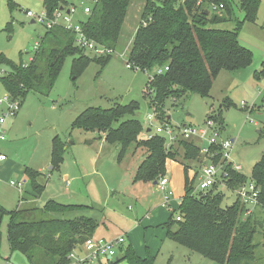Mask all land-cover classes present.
<instances>
[{"label":"trees","instance_id":"1","mask_svg":"<svg viewBox=\"0 0 264 264\" xmlns=\"http://www.w3.org/2000/svg\"><path fill=\"white\" fill-rule=\"evenodd\" d=\"M133 1L98 0L80 26L89 40L109 50L111 55L123 52L125 40L132 38L127 63L133 70L150 74L144 97L149 99L148 106L160 123L171 124L165 113L166 100L171 98L176 102L187 94L208 98L220 71L236 73L251 65L252 53L240 45L238 36L244 22L254 23L258 0L239 1L241 20L235 16L232 0H144L134 34L124 38L123 26ZM42 5L48 18H53L66 2L42 0ZM212 6L216 7L215 11L211 10ZM230 22L235 24L232 30L213 27ZM45 39L47 46L36 49L27 66L14 65L0 55V65L9 70L0 77V82L5 92L20 104L29 92L49 93L68 56L73 59L72 69L76 73L90 62L104 65L109 59L85 57L84 51L75 46L74 34L60 27L47 32ZM164 68L167 70L156 74ZM135 108V103L115 104L109 109L90 107L76 117L72 128L102 136L107 145L118 146V162L131 147L134 154L139 152L143 160L136 169L135 182H156L165 176L169 164L178 157L199 166L200 151L193 142L179 140L166 148L165 138L160 135L139 139L142 132L139 122L124 120ZM261 109L264 110V98ZM213 114L212 111L206 121H213L219 130L221 117ZM210 152L215 153V164L224 162L219 148L212 147ZM63 154L64 143L54 139L52 162H61ZM191 168L183 165L184 195L176 216L171 215L163 225L166 238L216 264H258L256 250L264 246V154L254 164L250 177L236 172L230 164L225 169L227 178L223 183L234 194L248 180L258 187V202L249 214L236 195L230 207L221 206L224 198L218 189L221 182L206 193L197 192L194 184L198 172L196 167L195 172ZM24 175L31 183L33 194L29 198L22 197L20 203L29 206H18L13 211L0 206V241L1 224L7 217L11 254L19 252L29 264H69V254L93 238L100 226L97 210L55 201L37 208L34 203L45 186L36 179L44 175L31 170H25ZM257 234L261 242L255 243ZM124 246L118 261H108V264H153L151 257L141 258L130 245Z\"/></svg>","mask_w":264,"mask_h":264},{"label":"rangeland","instance_id":"2","mask_svg":"<svg viewBox=\"0 0 264 264\" xmlns=\"http://www.w3.org/2000/svg\"><path fill=\"white\" fill-rule=\"evenodd\" d=\"M64 1L66 6L62 7V16L74 8L75 13L70 16L73 24L84 21V8H92L95 3L94 0ZM232 1L235 16L241 20L240 0ZM258 1L254 23L244 22L238 36L240 45L252 53L251 65L236 73L220 71L208 98L187 94L176 102L170 98L164 104L166 116L174 126L186 124L206 129L205 122L210 113L219 115L222 136L234 140L229 161L233 166H240L245 177H250L254 164L264 154V110L261 109L264 98V0ZM143 6L144 0L133 1L123 26L124 38L134 34ZM26 13H31L34 18H28ZM41 14H45L42 0H0V55L14 65H28L36 49L47 46L45 38L50 30L46 29V23L38 21ZM213 27L232 30L235 24L230 22ZM131 40H125L123 52L107 55L109 59L104 65L90 62L78 73L73 72V59L68 56L49 93L29 92L17 114L6 119L5 141L0 142V154L6 157L0 164V206L6 211L29 206L20 202L22 197L29 198L33 194L31 183L24 175L25 170H31L44 175L36 181L45 186L34 206L43 208L48 201H55L93 207L97 210L96 218L101 221L94 238L124 235L127 238L124 248L131 243L134 251L141 257H151L153 264H216L166 238L163 225L171 215L176 216L178 198L168 186L173 194L166 206V196L156 186L134 181L136 169L143 160L139 152L134 154L131 147L118 162V146L107 145L102 136L72 128L76 117L87 108L109 109L115 104L130 103H135L136 108L124 120L139 122L142 127L139 139L146 138L147 130L153 132L160 126L148 106L149 99L144 97L150 74L128 67ZM83 54L92 58L89 53ZM8 71L0 65V77ZM6 96L9 95L0 82V99ZM5 110L6 104H3L0 111L4 113ZM54 139L64 143L63 159L58 164L51 160ZM202 163L200 160L197 166L178 157L173 164L180 169L187 164L192 166L193 172L196 167L199 174ZM176 174L169 168L165 177L177 182ZM11 182L23 185L17 188ZM179 182L181 185V180ZM194 186L196 188L197 180ZM218 189L224 196L221 206L230 207L235 194L225 186ZM7 225L8 218L5 217L1 224L0 264H29L19 252L10 253ZM258 242L261 237L257 234L255 243ZM74 255L69 264H81L85 251L78 248ZM256 256L258 264H264L263 245L257 248ZM86 264L107 262L96 258Z\"/></svg>","mask_w":264,"mask_h":264},{"label":"built area","instance_id":"3","mask_svg":"<svg viewBox=\"0 0 264 264\" xmlns=\"http://www.w3.org/2000/svg\"><path fill=\"white\" fill-rule=\"evenodd\" d=\"M97 1L98 0H94L95 3ZM218 8L222 9V6H219ZM215 9L216 7H211L212 11H215ZM61 11L62 10L56 11L53 18H48L46 13L41 14V16L38 18V21L40 23H46V29L51 30L52 28L58 27L57 25H59V27L65 31L73 33L75 46L86 53L97 57L111 54L109 50L96 46L91 40L87 38V36L82 31L80 22L74 24L72 23L70 16L75 13L74 8L68 9L63 16ZM83 12L87 17L91 13V8L86 7L84 8ZM26 16L30 19L34 18L31 13H26ZM166 70V68L161 69L156 74H162ZM3 104H6V110L4 113L0 111V142L5 141L6 130L4 127L6 119L13 118L17 114L20 106L19 101L12 99L10 96L0 99V107L3 106ZM205 124H207V128L200 129L186 124H183L182 126H174L171 124L160 123V126L156 127L153 132L150 130L149 132H146V139H151L156 135L164 137L166 148L174 146L179 140L193 142L199 148L201 160L204 163H202V167L200 168L198 174L196 191L202 193H206L213 189L215 184L218 182L222 183L220 186H225L223 179L227 178L225 169L228 164H230L236 172L241 171L240 166H233L229 161V152L233 142L222 136L221 132H219L213 121H206ZM212 147H217L220 149L222 155L221 159L224 160V162L221 161L215 164L213 161L215 153L210 152ZM5 161L6 157L0 154V164ZM169 183L170 181L165 176L159 178L156 181V187L166 196L165 205H168V199L172 195L171 190L168 189ZM10 184L12 186H16L17 188H21L23 185L22 183L16 184L12 182ZM258 193V187L252 180H248L235 191V195L246 207L247 214H249L254 206L257 205ZM125 239L126 238L124 235H120L113 239H88L79 247L85 251L84 260L81 261V264H86L87 262L96 258H103L105 260H107L108 257L111 258V260L118 258L121 248L125 244ZM76 249H74L69 254V260L75 257L74 252Z\"/></svg>","mask_w":264,"mask_h":264},{"label":"crops","instance_id":"4","mask_svg":"<svg viewBox=\"0 0 264 264\" xmlns=\"http://www.w3.org/2000/svg\"><path fill=\"white\" fill-rule=\"evenodd\" d=\"M185 125V124H184ZM230 140H232V142L234 143V140L233 139H230ZM174 163V162H173ZM171 164V165H169V168L171 169V173L173 172V173H177L176 174V176H177V178H179V180L176 182V181H174V179H171L170 180V183H169V186L171 187V189H172V191H173V193H175V196H176V198H178V203H179V201L181 200V198L183 197V195H184V174H183V169L181 168L180 169V167L177 165H175V164ZM175 166V167H174ZM168 168V169H169ZM170 171V170H169ZM181 180V185H180V181ZM153 184V186H156V184H154V182L152 183ZM172 191H171V193H172ZM172 193V194H173ZM177 193L178 194H181V195H177ZM166 206H169V203H168V205H166ZM103 226H104V224H103ZM99 228V227H98ZM104 228L105 229H108L106 226H104ZM95 234V233H94ZM116 236L117 235H113L112 237H109V238H107V239H113V238H116ZM93 238H94V235H93ZM126 238V237H125ZM126 242H127V238L125 239V244H126ZM129 243H130V241H129ZM130 246H131V243L129 244ZM132 247V246H131ZM136 252V251H135ZM136 254L139 256V257H141V254H139L138 252H136ZM141 258H143V257H141ZM106 262H107V264H108V260H106Z\"/></svg>","mask_w":264,"mask_h":264},{"label":"water","instance_id":"5","mask_svg":"<svg viewBox=\"0 0 264 264\" xmlns=\"http://www.w3.org/2000/svg\"><path fill=\"white\" fill-rule=\"evenodd\" d=\"M60 10H62V8H60ZM206 14H207V12H206ZM31 23H34L33 21L31 22ZM146 132H149V130H147ZM231 142H232V140H231ZM90 143H92L91 141H90ZM154 184H156V182H154ZM107 260L110 262V263H112V262H117L118 260H117V258H115L114 260H111V258H107Z\"/></svg>","mask_w":264,"mask_h":264}]
</instances>
